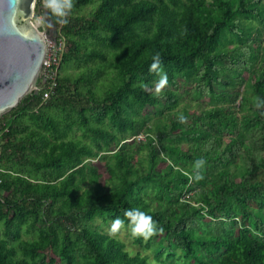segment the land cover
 <instances>
[{"label": "trees", "instance_id": "obj_1", "mask_svg": "<svg viewBox=\"0 0 264 264\" xmlns=\"http://www.w3.org/2000/svg\"><path fill=\"white\" fill-rule=\"evenodd\" d=\"M46 16L65 40L56 85L0 116V264H149L102 227L130 207L174 264H264V0H74L67 23ZM180 86L210 105L177 108Z\"/></svg>", "mask_w": 264, "mask_h": 264}, {"label": "water", "instance_id": "obj_2", "mask_svg": "<svg viewBox=\"0 0 264 264\" xmlns=\"http://www.w3.org/2000/svg\"><path fill=\"white\" fill-rule=\"evenodd\" d=\"M36 0H0V116L35 87L46 52L33 22Z\"/></svg>", "mask_w": 264, "mask_h": 264}, {"label": "rangeland", "instance_id": "obj_3", "mask_svg": "<svg viewBox=\"0 0 264 264\" xmlns=\"http://www.w3.org/2000/svg\"><path fill=\"white\" fill-rule=\"evenodd\" d=\"M90 9V6L86 7L84 10L87 12ZM33 22L37 25L39 30L43 32L46 41L50 39H54L57 35V27L53 25L46 16V10L43 7L42 0L38 2L36 0L35 8H34V15L32 17ZM39 74L36 77L35 84L38 83L39 80ZM229 77H232L231 73H227ZM244 78H247L248 72L245 71L243 73ZM160 76V75H159ZM159 79V77H158ZM156 80V82L158 81ZM155 82V85H156ZM154 85V88L156 90V87ZM170 84L167 83L163 88H169ZM162 88V89H163ZM237 88V86H236ZM216 91H221L224 89L223 85H216L215 86ZM238 89L242 91V86H238ZM179 92L181 93L179 96V105L177 108H183L187 107L189 109H195L199 110L204 105H210L209 98L210 96L208 94L203 96H197L194 91H191L190 88H187L185 86H180ZM144 113H154V109L146 106L144 108ZM161 116V115H160ZM95 165L98 167L100 171H103L104 167L103 164L98 161L97 159H94ZM98 223L99 220H96ZM112 222L105 223L102 227L105 231L109 232L110 225ZM115 236L121 239L124 244L125 248L131 252H134L136 250H140L142 253H146L149 256V264H174L173 257L168 256L167 250H162L161 246H159V239L161 235L152 236L150 239L149 246L144 247L143 245H140L135 242L134 238L131 236L129 230L126 226H122L120 230H118L117 233H115ZM148 239V240H149ZM147 242V240L143 239V243ZM164 245H167V242H164ZM177 251V250H176ZM178 252V251H177Z\"/></svg>", "mask_w": 264, "mask_h": 264}, {"label": "clouds", "instance_id": "obj_4", "mask_svg": "<svg viewBox=\"0 0 264 264\" xmlns=\"http://www.w3.org/2000/svg\"><path fill=\"white\" fill-rule=\"evenodd\" d=\"M42 4L49 16L54 17L60 23H67V18L74 6V0H42ZM149 68L152 71L160 72L159 79L155 85L156 90L159 92L168 83V75L162 70V57L159 53L153 55ZM184 119V116L180 117L181 121ZM204 163L205 160L202 157L195 161L194 166L197 169V179L201 178L198 170ZM124 216L127 220L119 216L113 219L109 229L110 234H115L122 226H126L133 238L148 240L155 233L163 231L162 226L158 225V222L153 216L139 207L127 208L124 212Z\"/></svg>", "mask_w": 264, "mask_h": 264}, {"label": "built area", "instance_id": "obj_5", "mask_svg": "<svg viewBox=\"0 0 264 264\" xmlns=\"http://www.w3.org/2000/svg\"><path fill=\"white\" fill-rule=\"evenodd\" d=\"M46 41V39H45ZM65 48V40L63 37L56 35L54 39L46 41V52L39 70V80L34 88L43 89V99H46L53 91L56 85V76L60 59ZM7 125L3 120L0 122V140ZM138 138H143L142 134L137 135Z\"/></svg>", "mask_w": 264, "mask_h": 264}]
</instances>
